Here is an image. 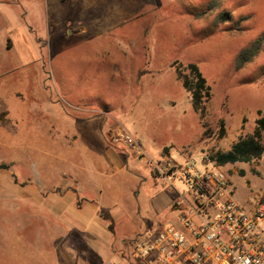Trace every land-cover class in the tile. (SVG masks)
<instances>
[{
    "label": "rangeland",
    "instance_id": "rangeland-1",
    "mask_svg": "<svg viewBox=\"0 0 264 264\" xmlns=\"http://www.w3.org/2000/svg\"><path fill=\"white\" fill-rule=\"evenodd\" d=\"M10 2L0 3V264H106V252L98 256L74 234V243H59L61 233L50 229L41 233L40 243L34 239L37 221L21 230L24 206L18 194L59 193L54 181L71 173V162L92 158L79 147L91 146L93 137L72 128L90 116V105L110 107L101 112L105 139L116 127L131 134L132 126L142 127L141 144L155 159L156 149L167 146L173 156L184 153V161L214 163L217 152L250 136L255 120L264 116V0ZM223 12L229 20L215 24ZM260 37V51L238 69V55ZM188 65L210 87L201 119L177 78ZM262 166L264 153L221 169L230 175L240 205L249 198L264 205ZM132 186L140 229L174 216L166 185L148 175ZM175 188L183 186L176 182ZM11 189L20 212L15 225L4 219ZM160 192L170 199L159 204ZM31 207L38 206L32 201ZM258 225L264 229V219ZM131 244L113 248L110 257L134 264Z\"/></svg>",
    "mask_w": 264,
    "mask_h": 264
},
{
    "label": "crops",
    "instance_id": "crops-1",
    "mask_svg": "<svg viewBox=\"0 0 264 264\" xmlns=\"http://www.w3.org/2000/svg\"><path fill=\"white\" fill-rule=\"evenodd\" d=\"M0 3L8 4L11 2L10 0H0ZM106 103L98 104L95 107L90 105L88 113L90 116L77 119L76 124L72 127L78 135L85 131L84 133L93 137L94 143L91 146L80 142L84 146L79 147L82 153L91 152L92 158L80 162H71L73 163L71 173L62 176L61 180L54 181V189H60L59 193L53 190H50L49 194L45 196L39 191L19 193L18 195L22 196L24 206L21 216L20 212L14 208L16 196L14 189L7 190V198L11 200L10 205L12 206L8 204L6 212L10 213L8 216L6 214L4 219L9 222V219L12 218V224L15 225L16 219L14 217L16 215L22 217L23 228L21 230L24 231L31 225V222L35 221L34 224H36L37 221L34 239L38 236L40 243L41 233L49 232L50 229L61 233L59 243H74L72 241V234H74L77 239H80V243H86L91 252L97 253V255L103 251L106 252L107 262L108 260L120 261L110 257L113 248L115 250L121 249V246L126 243H133L143 233L156 230L162 225L149 226L145 229L139 228L136 194L135 188L132 186L133 180L140 182L149 175L153 181L157 180L166 185L173 195V205L171 196L167 192H160L159 204L163 203L166 198L170 199L171 204H169L173 214L177 193L174 187L169 186L159 178L152 177L140 163L128 159L125 149L114 147L107 138L105 139L106 118L101 115V112L106 109L110 110ZM132 128V134L141 144L139 132L143 131V134L146 132L142 130V127L132 126ZM143 149L148 156L153 158L150 149L147 150L144 147ZM162 150L164 154H162ZM155 152L158 155L157 159H168L178 163L185 160L184 153L173 156L171 149H168L167 146L159 147ZM228 165L220 166V168ZM261 171L262 175L264 173L263 166ZM227 176L229 179L230 175L227 174ZM32 201L33 205L36 204L38 207L32 208ZM243 206L247 207L248 202L244 203ZM33 242L34 240L31 243ZM8 244L13 246L14 243H7L6 245ZM26 246L30 247V243H27ZM131 253L130 247L128 255L133 261ZM116 255H120V250L119 254ZM121 260L123 259L121 258Z\"/></svg>",
    "mask_w": 264,
    "mask_h": 264
},
{
    "label": "built area",
    "instance_id": "built-area-1",
    "mask_svg": "<svg viewBox=\"0 0 264 264\" xmlns=\"http://www.w3.org/2000/svg\"><path fill=\"white\" fill-rule=\"evenodd\" d=\"M108 142L125 149L154 178L175 188L174 216L131 244L134 264H264V205L233 198L227 174L215 162L153 159L127 129L116 127ZM264 196V189L262 191ZM106 264H122L108 260Z\"/></svg>",
    "mask_w": 264,
    "mask_h": 264
},
{
    "label": "trees",
    "instance_id": "trees-1",
    "mask_svg": "<svg viewBox=\"0 0 264 264\" xmlns=\"http://www.w3.org/2000/svg\"><path fill=\"white\" fill-rule=\"evenodd\" d=\"M201 16V14L197 15ZM229 15L225 12L221 13L215 24L224 23L229 20ZM263 39L260 37L256 39L252 45L244 50L237 57L238 66L241 68L244 64L250 62L256 54L260 51ZM187 73L182 74L177 71V78L182 81V85L190 95V102L196 113L202 118V111L205 104L211 97L210 87L207 85L206 80L199 72L195 65H188L186 68ZM218 139H223L225 129L223 121L219 122ZM264 116H259L255 120V127L250 136L238 139L230 149L224 153L217 152L211 160L217 165L223 166L226 164L235 163H249L254 159L260 158L264 153ZM243 172H241L242 174Z\"/></svg>",
    "mask_w": 264,
    "mask_h": 264
}]
</instances>
